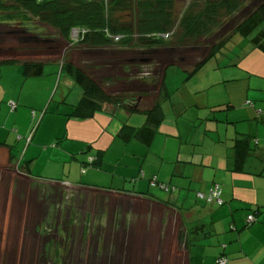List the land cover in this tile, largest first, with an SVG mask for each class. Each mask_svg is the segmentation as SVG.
Segmentation results:
<instances>
[{
    "label": "crops",
    "instance_id": "obj_1",
    "mask_svg": "<svg viewBox=\"0 0 264 264\" xmlns=\"http://www.w3.org/2000/svg\"><path fill=\"white\" fill-rule=\"evenodd\" d=\"M168 38L164 46H136L138 53L171 51L170 59L155 60L161 62L157 71L155 61L119 60L116 77L104 74L106 62L100 61L102 71L92 75L69 58L106 96L121 99L104 103L90 119L67 116L83 97L82 89L71 97L78 85L69 75L71 88L57 93V100L48 96L57 75L64 73L67 56L36 59L54 65L50 85L42 86L48 93L41 105L27 88L34 89L44 75L24 77L20 63L26 60L2 68L0 167L35 185L42 198L40 217H57L54 241L33 252L37 264L43 256L49 264H219L221 258L226 264H264V53L241 37L234 58L224 61L216 55L205 63L219 59L210 81L195 89L191 82L200 71L188 75L209 48L191 45L203 51L191 59L179 54L190 47L171 48ZM128 47L115 42L93 49L124 53ZM171 67L183 71L176 75L179 86H171ZM117 83L122 86L114 88ZM33 93L41 92L36 88ZM156 101L164 119L152 144L124 142L122 127H144V112ZM250 101L253 106L246 107ZM37 107L43 111L39 117ZM240 135L252 139L251 156L262 165L247 168L249 158L243 170L235 169L233 144ZM92 159L98 165L86 168ZM154 178L170 190L151 186ZM215 184L222 189L220 206L198 197ZM252 214L256 221L249 223ZM37 232L43 238V229Z\"/></svg>",
    "mask_w": 264,
    "mask_h": 264
},
{
    "label": "trees",
    "instance_id": "obj_2",
    "mask_svg": "<svg viewBox=\"0 0 264 264\" xmlns=\"http://www.w3.org/2000/svg\"><path fill=\"white\" fill-rule=\"evenodd\" d=\"M237 2L234 0H193L179 17L175 14V0H12L11 4L0 0V12L7 21L39 20L59 32L67 40L71 38L72 30H79L80 36L76 44L79 46L107 47L115 43L114 37H119L118 43H121L123 47L153 48L166 44L165 35L173 36V38L178 36L176 39L180 41L181 45L202 46L203 41L220 26L224 9L231 16L238 11L240 4ZM15 14H18L19 19L14 17ZM237 34L243 39L249 40L253 47L264 53V2L247 18L238 23L229 36L221 41L217 39L218 41L209 46L205 60L195 65L188 76L191 77L197 73ZM15 64L18 62L0 61V73L4 66ZM20 64L23 76L26 78L44 75L45 65L43 62L25 61ZM62 72L69 75L83 90L81 101L69 109L68 117L90 119L100 111L104 103H120L121 99L106 96L85 71L73 64L65 62ZM166 94L167 90L163 81L161 85L162 98ZM160 103V101H156L151 110L144 112L147 116L144 127L137 129L124 125L119 137L124 142L138 139L150 146L164 119ZM245 106L252 107L253 103L247 102ZM130 112L132 111L130 110ZM251 142L252 139L245 135L235 138L233 149L236 170H243L246 161L250 158ZM12 158L10 157V161H13ZM98 163L97 159H92L85 167H94ZM216 185L218 184L214 186ZM218 186L220 187V185Z\"/></svg>",
    "mask_w": 264,
    "mask_h": 264
},
{
    "label": "rangeland",
    "instance_id": "obj_3",
    "mask_svg": "<svg viewBox=\"0 0 264 264\" xmlns=\"http://www.w3.org/2000/svg\"><path fill=\"white\" fill-rule=\"evenodd\" d=\"M4 1L7 4L12 3V0ZM234 1H238L237 3L240 4V8L232 16L226 13V9L222 11L223 14L220 26L214 29L213 34L204 40L205 43H203V45L207 47L206 50L215 41H218L219 39L221 41L223 38L225 39L229 36L238 23L247 18L264 2V0ZM175 2V14L179 17L182 15L185 8L193 2V0H175ZM14 17H18V14ZM28 17L30 16L28 15ZM5 19L4 15L0 12V61H4L3 59H11L16 62H18V60L36 61V59H40L41 61H43V59L52 61L60 60L64 55L67 56V62H69V58L74 59L77 65L80 64L78 67L91 72L92 75L100 74L102 66H99L98 62L105 61L106 66L104 65V74L112 76L116 75L117 77L119 75V60L129 62L141 59V61L145 63V61H162L168 58L170 59L171 57V51L169 52L168 48L151 51L152 53H145L144 51H142L143 53H138V51H136V46L128 47L127 49H129V51L124 53L118 52L119 50L105 52L95 51L92 47H88L89 49L80 46L76 48H69V42L72 44L78 43L73 41V38H76L75 35L73 38L71 37L67 40L62 37L59 32L54 31L49 26L36 19H32L30 22L28 20L7 21ZM17 19H19V17ZM174 37L175 38L171 36L168 38V41L171 42L169 45L171 48L175 46H180L182 48L190 47L187 50L182 49L183 51L179 52V54L185 53L183 56H191V59H194L196 53L201 55L203 52L198 51L196 47L195 49L192 48L191 45H181L180 41L176 39L178 36ZM233 38L230 43L222 48L217 54V56L221 57L224 61H229L230 58H234L233 54L235 52H233V48L235 47V43L239 39H242L238 34L234 35ZM244 41L247 42V40ZM192 46L194 45L192 44ZM90 48L94 51H89ZM218 60H212L213 62H210V64L200 68V72L198 71L199 73L196 74L194 80L191 82L190 79L189 82H191V86L196 83L194 85L196 89V86H199L202 82L204 83L210 81L214 67L217 63L216 61ZM156 61L152 65V67H154V71H157V67L159 69L161 65V62ZM53 68V64L46 65L45 74L42 78H40V82L35 85L34 89L29 88L30 86L27 88L28 92L31 93L32 98H34L33 101L39 105L43 104L44 96L48 93V91L42 89V86L48 87L50 85L53 76V74H51ZM182 72L183 71L178 67L170 68L169 76L172 78V87L179 86V81L176 83V75ZM57 78L59 80H56L57 85H55V89L52 93H48L51 100L54 95L55 100H57V93H64L65 90L71 88L69 85L70 77L66 73L60 74V77L58 74ZM7 84L9 83L6 81V85ZM116 85L117 86H114V88L122 86L120 83H117ZM36 88H39L41 92L40 94L33 93V91L36 92ZM75 88L76 90L72 91L71 97L76 91L81 89L79 86H76ZM38 108L39 107H37V110L35 111L39 117L43 111ZM53 110L54 106H52L50 113H52ZM257 160L258 159L255 156H251L248 160L247 168L251 167L253 163L258 166L262 165L255 164ZM37 196H39V194L36 191L35 185H32L29 180L24 178L20 179L18 176L12 174L11 171L4 169V167H0V264H37L35 261L37 260L38 254L36 255L33 253L35 249H38L37 251H42L46 248L47 244H51L54 241L55 238L52 235V226L55 222H57V217H40L42 216V213L39 214L38 209L41 210L40 205L42 198L40 197V199ZM37 214H39V217H36ZM39 228H42L44 231L43 238L38 237L37 229ZM41 260L42 264H44L43 261H46L44 256L41 257ZM46 264L49 263L47 262Z\"/></svg>",
    "mask_w": 264,
    "mask_h": 264
},
{
    "label": "built area",
    "instance_id": "obj_4",
    "mask_svg": "<svg viewBox=\"0 0 264 264\" xmlns=\"http://www.w3.org/2000/svg\"><path fill=\"white\" fill-rule=\"evenodd\" d=\"M74 35L76 36V38H73ZM79 36H80V32L79 30H72L71 32V37L74 39L73 41H76L78 42L79 40ZM164 38H168L167 35L164 36ZM114 40L115 41H119L120 38L119 37H114ZM12 108H15L16 105L14 103L11 104ZM34 113V112H33ZM151 186L153 187H159L160 189L162 190H165V191H168L169 190V187L167 185H164V184H160L156 178H154L152 181H151ZM198 197L205 201V202H208V203H216L218 204L219 206L223 204V201L221 199V189L218 185L214 186L210 192L208 194H198ZM256 221V217L255 215H250L248 217V222L249 223H252ZM227 260L225 258H221L220 261H219V264H226Z\"/></svg>",
    "mask_w": 264,
    "mask_h": 264
}]
</instances>
